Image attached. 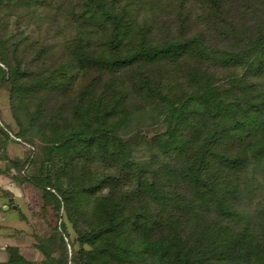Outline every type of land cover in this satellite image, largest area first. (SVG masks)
I'll use <instances>...</instances> for the list:
<instances>
[{"label":"trees","instance_id":"obj_1","mask_svg":"<svg viewBox=\"0 0 264 264\" xmlns=\"http://www.w3.org/2000/svg\"><path fill=\"white\" fill-rule=\"evenodd\" d=\"M118 2L79 0L57 43L0 25V85L43 152L19 181L75 233L71 256L65 223L42 239L41 264H264V0Z\"/></svg>","mask_w":264,"mask_h":264},{"label":"rangeland","instance_id":"obj_2","mask_svg":"<svg viewBox=\"0 0 264 264\" xmlns=\"http://www.w3.org/2000/svg\"><path fill=\"white\" fill-rule=\"evenodd\" d=\"M117 1L121 6L136 8L134 12L138 19H144L145 14L150 13L151 4L147 2L149 0ZM49 3L43 6L38 5V7H33L31 11L20 12L18 15H9L13 12L8 13L5 8L0 9L2 30L14 32L16 37L17 34L24 33L29 39L40 38L56 43L57 41L60 42L71 30L69 24H73L66 20V16L71 10L77 12L79 0H54ZM53 4L61 5L66 11L59 13L58 20L54 21V24L57 25L50 28L49 25L53 24L54 11L52 9L54 7L51 6ZM29 52H32V49ZM29 58L30 56L25 57L26 60ZM0 128L7 135L6 138L0 132V262L3 264H21L10 261L7 255L8 246H17L19 253L26 261L32 262V264H41L44 256L38 250L37 245L42 239L46 241L53 236L57 226L62 223L67 226L69 235L65 234V241L68 244V254L71 256L75 233L63 210L61 209L60 213L57 214L49 205L42 211L40 190L29 181H19L18 177L20 176L27 177L38 172L43 152L39 141L31 137V132L26 138L17 135L20 130L12 115L9 90L6 84L0 85ZM20 163L23 166L18 174L14 166ZM59 167L60 164H57L56 171H59ZM262 180L264 185V178ZM85 203L83 199L81 208L89 207ZM74 247L77 249L76 244Z\"/></svg>","mask_w":264,"mask_h":264}]
</instances>
